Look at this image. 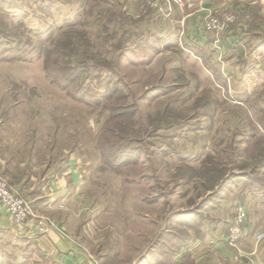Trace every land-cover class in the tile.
Segmentation results:
<instances>
[{
  "label": "rangeland",
  "instance_id": "obj_1",
  "mask_svg": "<svg viewBox=\"0 0 264 264\" xmlns=\"http://www.w3.org/2000/svg\"><path fill=\"white\" fill-rule=\"evenodd\" d=\"M152 1L0 0V174L28 198L35 233L54 223L32 192L74 167L72 257L0 227V264H253L243 241L257 249L264 226L236 186L264 180V0H206L202 26L235 17L207 48L168 38ZM237 202L249 235L229 260L197 241L209 210L222 203L231 223Z\"/></svg>",
  "mask_w": 264,
  "mask_h": 264
},
{
  "label": "crops",
  "instance_id": "obj_2",
  "mask_svg": "<svg viewBox=\"0 0 264 264\" xmlns=\"http://www.w3.org/2000/svg\"><path fill=\"white\" fill-rule=\"evenodd\" d=\"M183 2L184 3L182 5L174 6L176 8L173 11L172 15L170 13V15H167V16L162 15L160 17V15L156 14V12L150 9L152 16L159 18L158 20L160 21V26L161 27L164 26L167 34H170L171 32H173L172 37H168V38L177 39L178 37H181L185 41H187V43H185V45L187 46L190 45L194 47H204V48L215 46L213 43L214 37L212 33L206 32L207 33L206 34L202 31V25L200 24L201 23L200 17L202 16L203 12H201L200 14H199V11L196 12L197 11L196 9L198 7H201L200 9L204 8L203 10L208 8L207 6H204V7L202 6L204 4L205 5L209 4V2H207L206 0L205 1L183 0ZM191 14H195V17L190 18L189 15ZM196 18L198 19L196 20ZM235 27H232L233 29L229 31V34L225 37L226 42L229 44H230V40L233 41L234 35L236 36L242 35L236 32L237 30L234 29ZM175 28H176V33L174 32ZM223 44H226V43H223ZM216 62L218 63L219 66H221L224 60L218 59L216 60ZM219 66L217 68H219ZM229 71H231V68H229ZM222 72H223L222 70L218 69L219 75ZM71 164L72 163L70 162V165L62 169H58L57 172H55V174H51V176L45 178L43 180L42 187H38L36 191L32 192V193L39 192L40 194V196H37L33 199V202H35V203H32L33 208L34 207L41 208L38 210L39 213L45 210H49L51 213H53L52 222L54 223V227H50V229L47 231L46 234L40 235V234L35 233L34 223L30 219L28 221L29 222L28 227H26L27 229H25L26 231L24 229L22 230L18 229L11 224L6 214L0 213V227L1 228H5V229L8 228L7 230H9L12 234L13 232H15L17 234V237L20 239H23V238L28 239L32 246H37L40 249L47 248V249L53 250V253L52 252L51 253L53 254L54 258L57 259L58 261L65 260L64 259L65 257L70 258L72 257V253H74V246L70 245V244H73L72 241L67 240L64 237V233H63L64 232L63 227H67V224H66L67 217L68 216L73 217L72 214L67 213L69 208L65 206V202H69L70 200H73L74 198V167H71ZM6 175H7V172H5L4 175L2 174L3 177ZM32 178L33 176L30 177V180H32ZM246 181H248V179H246ZM248 183H254V179L251 178L248 181ZM241 187H242V183L241 182L237 183L236 188L239 189V191H237V195L239 193L244 194L245 192H247L249 194L250 200L253 201L254 205L258 207L259 213H260L259 214L260 216L258 219L255 218L254 216L252 217V215L249 213V216L247 215L248 222L249 223L251 222L250 224H252V226L254 225V226L260 227V224L264 226V198L259 197L258 195L254 194L253 191L248 188L246 190L241 191L240 189ZM30 193L31 192H28V194ZM230 210L231 209L229 208V212ZM209 211L214 212L213 213L214 223L205 224L206 229H207L205 232L206 234L204 235L203 238L199 239L197 243L198 245L200 244L201 247L208 245V243H211L212 246L210 247L215 248V251H218L220 253L229 252L227 253L229 257L227 256L223 257L221 254L222 258L224 259L228 258L229 260H232V256H231L232 251L233 250L235 251V249L231 248L230 246H227V242L225 241V236L227 234L226 230L229 225L228 221L230 219V217L228 216L229 213L228 214L227 212L224 213L222 203H220L219 206H215L214 209L209 210ZM45 213L46 212H44V214ZM223 213L225 214L224 217H223ZM41 214H43V212H41ZM247 239L248 237L243 241V244L244 242H246L248 244L247 249L251 250L254 253L256 252L254 257H250L252 263L253 264H264V249L262 248L264 247V241L261 244H259V246L256 249V247H252L253 243H251ZM68 248L71 252L68 251ZM190 250L192 249L190 248ZM203 252L208 253V249L206 247H204V249H200V254H202Z\"/></svg>",
  "mask_w": 264,
  "mask_h": 264
},
{
  "label": "built area",
  "instance_id": "obj_3",
  "mask_svg": "<svg viewBox=\"0 0 264 264\" xmlns=\"http://www.w3.org/2000/svg\"><path fill=\"white\" fill-rule=\"evenodd\" d=\"M153 5L158 4L156 8L164 16L169 15L173 5L179 4L180 0H153ZM162 4L160 5V3ZM226 13H223L225 15ZM222 15V16H223ZM213 14L203 21V30L207 33L218 34L227 31L231 24L235 21L232 18H222ZM221 17V19L218 18ZM31 205L28 198L24 196L18 189L9 184L8 180L0 174V213L6 214L9 221L18 229H24L31 214ZM246 214L240 203L236 205V217L233 222L229 223L228 232L225 236L227 245L234 246L236 242L249 235L248 225L245 222ZM39 224H43L39 222Z\"/></svg>",
  "mask_w": 264,
  "mask_h": 264
},
{
  "label": "trees",
  "instance_id": "obj_4",
  "mask_svg": "<svg viewBox=\"0 0 264 264\" xmlns=\"http://www.w3.org/2000/svg\"><path fill=\"white\" fill-rule=\"evenodd\" d=\"M103 164L110 165V163L107 162L106 160L103 161ZM110 166H112V165H110ZM110 166H107V167H110ZM112 167H114V165ZM258 182L259 181L254 179V183H256V185L252 186L254 183H247V188L251 189L253 191V193L258 195L259 197L264 198V180L263 181L261 180V183L259 182L260 185L258 184Z\"/></svg>",
  "mask_w": 264,
  "mask_h": 264
}]
</instances>
